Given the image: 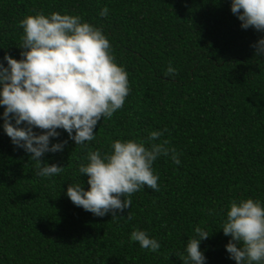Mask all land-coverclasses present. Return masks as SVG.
<instances>
[{"label": "trees", "instance_id": "trees-1", "mask_svg": "<svg viewBox=\"0 0 264 264\" xmlns=\"http://www.w3.org/2000/svg\"><path fill=\"white\" fill-rule=\"evenodd\" d=\"M231 6L232 0H0L5 67L6 54L23 59L19 22L58 12L102 30L130 88L123 107L98 121L91 142L76 145L57 129L49 146L67 143L41 157L64 167L51 177L38 176L32 154L13 144L0 105V264H184L180 256H187L197 226L210 235L200 242L205 264H236L221 229L230 201L252 198L264 206V55L253 47L264 31L242 28ZM170 62L177 74L166 76ZM130 139L148 148L167 140L181 162L160 155L153 163L159 191L142 187L116 218L76 206L67 188L90 190L79 171L88 152H111L112 142ZM137 229L160 249L132 241Z\"/></svg>", "mask_w": 264, "mask_h": 264}, {"label": "clouds", "instance_id": "clouds-1", "mask_svg": "<svg viewBox=\"0 0 264 264\" xmlns=\"http://www.w3.org/2000/svg\"><path fill=\"white\" fill-rule=\"evenodd\" d=\"M231 11L242 22V28L264 31V0H232ZM100 15L106 17L108 8ZM18 26L23 28L19 47L23 49V59L6 54L4 60L8 66L0 63V105L5 106L3 127L14 145L32 154L30 159L36 161V174L51 177L62 173L64 167L43 163L41 157L46 152L62 151L67 141L50 147V138L59 137L57 129L62 128L76 145L94 140L98 121L102 117L110 119L123 107L130 91L128 75L117 64L102 30L82 22L80 16L40 12L26 16ZM253 47L257 56L264 55V38ZM175 74L177 70L170 62L165 75ZM25 123L27 127H18ZM34 128L44 131L38 135ZM164 131L167 129L152 131L149 139L157 140ZM168 145L167 140L153 143L151 148L136 140H115L111 152L89 151L88 162L81 164L79 171L88 175L90 190L72 183L67 196L76 206L96 216L112 212L116 218V210L123 212L130 208L131 195L142 187L159 191V177L154 174L153 163L160 155L180 164L176 149ZM221 229L231 237L226 250L236 264H264L261 202L252 198L231 200ZM195 233L196 237L187 241V256H180L184 264H205L200 242L210 235L200 226L195 228ZM131 240L152 252L161 247L139 229L131 233Z\"/></svg>", "mask_w": 264, "mask_h": 264}]
</instances>
